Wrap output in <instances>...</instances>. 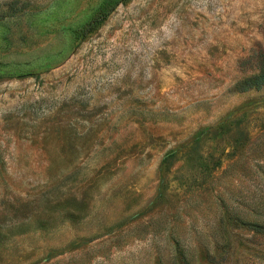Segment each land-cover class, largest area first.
Returning <instances> with one entry per match:
<instances>
[{"label": "rangeland", "instance_id": "rangeland-1", "mask_svg": "<svg viewBox=\"0 0 264 264\" xmlns=\"http://www.w3.org/2000/svg\"><path fill=\"white\" fill-rule=\"evenodd\" d=\"M258 53L264 0H0V264H264Z\"/></svg>", "mask_w": 264, "mask_h": 264}, {"label": "trees", "instance_id": "trees-1", "mask_svg": "<svg viewBox=\"0 0 264 264\" xmlns=\"http://www.w3.org/2000/svg\"><path fill=\"white\" fill-rule=\"evenodd\" d=\"M100 20H95L93 23H97ZM256 72L243 80H241L237 85L239 86V91H244L250 88H259L264 86V53H258L255 62Z\"/></svg>", "mask_w": 264, "mask_h": 264}]
</instances>
